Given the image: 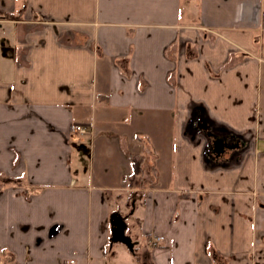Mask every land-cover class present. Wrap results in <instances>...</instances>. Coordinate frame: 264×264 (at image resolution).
<instances>
[{"label":"crops","instance_id":"0c3cea01","mask_svg":"<svg viewBox=\"0 0 264 264\" xmlns=\"http://www.w3.org/2000/svg\"><path fill=\"white\" fill-rule=\"evenodd\" d=\"M0 264H264V0H0Z\"/></svg>","mask_w":264,"mask_h":264},{"label":"rangeland","instance_id":"374dc122","mask_svg":"<svg viewBox=\"0 0 264 264\" xmlns=\"http://www.w3.org/2000/svg\"><path fill=\"white\" fill-rule=\"evenodd\" d=\"M83 137H85V136H83ZM80 162H81V165H83V170H85V172H87L88 169L90 170V168L92 169V167L89 166V158H88V155L85 156V157H83ZM134 168L133 167L131 168L133 170V172L136 171V170L139 171V168H137V167H134ZM162 183L163 182H158L157 185L158 186H164V185H161ZM127 184L130 185L131 187H133L135 184H141V183L136 182L135 175H133V177L131 178V180L128 181ZM118 194L119 193H112V198L115 197V195H118ZM113 243L114 242H112V241L107 242V246H108L107 251L110 252L109 256H115V255L118 256L119 255V252L117 251L118 249H122V251H121L122 253H123V251H125L126 253H130L131 254V250H128L130 248L127 249L124 245H122V243L119 244L120 242H117V244L119 245L117 248H115V247L112 246Z\"/></svg>","mask_w":264,"mask_h":264},{"label":"water","instance_id":"95a60500","mask_svg":"<svg viewBox=\"0 0 264 264\" xmlns=\"http://www.w3.org/2000/svg\"><path fill=\"white\" fill-rule=\"evenodd\" d=\"M112 223V239L114 241L124 244L125 246L131 249L133 247V243L131 242V239L127 237L124 233V224H122L119 219H114Z\"/></svg>","mask_w":264,"mask_h":264},{"label":"built area","instance_id":"2783aa9c","mask_svg":"<svg viewBox=\"0 0 264 264\" xmlns=\"http://www.w3.org/2000/svg\"><path fill=\"white\" fill-rule=\"evenodd\" d=\"M74 131L76 133H78L79 135H82V136L89 134V129L86 126H83V125H75ZM159 241H160V239L156 238L154 240V244L158 243Z\"/></svg>","mask_w":264,"mask_h":264},{"label":"flooded vegetation","instance_id":"af4514ba","mask_svg":"<svg viewBox=\"0 0 264 264\" xmlns=\"http://www.w3.org/2000/svg\"><path fill=\"white\" fill-rule=\"evenodd\" d=\"M215 145V147L214 148H216V150L215 151H221V150H223L224 148H223V146H225L226 147V145L225 144H223L222 142H220V141H218L216 144H214ZM217 146H221L220 148H218L217 149Z\"/></svg>","mask_w":264,"mask_h":264},{"label":"trees","instance_id":"16d2710c","mask_svg":"<svg viewBox=\"0 0 264 264\" xmlns=\"http://www.w3.org/2000/svg\"><path fill=\"white\" fill-rule=\"evenodd\" d=\"M134 168V167H133ZM135 169V168H134Z\"/></svg>","mask_w":264,"mask_h":264}]
</instances>
